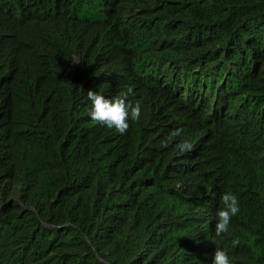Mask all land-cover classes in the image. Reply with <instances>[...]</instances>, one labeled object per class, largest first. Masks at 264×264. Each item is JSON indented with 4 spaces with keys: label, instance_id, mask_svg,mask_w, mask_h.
<instances>
[{
    "label": "trees",
    "instance_id": "trees-1",
    "mask_svg": "<svg viewBox=\"0 0 264 264\" xmlns=\"http://www.w3.org/2000/svg\"><path fill=\"white\" fill-rule=\"evenodd\" d=\"M129 88L124 134L90 118L89 90ZM220 248L264 264V0H0V264Z\"/></svg>",
    "mask_w": 264,
    "mask_h": 264
},
{
    "label": "clouds",
    "instance_id": "clouds-1",
    "mask_svg": "<svg viewBox=\"0 0 264 264\" xmlns=\"http://www.w3.org/2000/svg\"><path fill=\"white\" fill-rule=\"evenodd\" d=\"M131 92L132 89L129 88L127 93L109 99L102 94L89 90L87 95L88 100L91 102L90 118L108 129H115L117 132L124 134L129 128V120L138 121L141 116V104L139 102L133 104L128 100V95ZM175 134L179 135V131ZM177 148L180 152L189 151L192 144L185 140L178 144ZM221 203L223 206L215 214L214 232L217 237L229 233L232 218L240 212L239 199L231 191L222 194ZM237 244L238 241H233V247ZM212 264H233V261L228 252L220 248L216 249Z\"/></svg>",
    "mask_w": 264,
    "mask_h": 264
}]
</instances>
